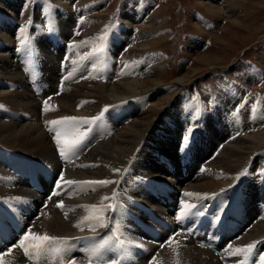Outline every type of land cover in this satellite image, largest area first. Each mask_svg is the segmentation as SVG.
<instances>
[{
    "label": "bare ground",
    "instance_id": "6f19581e",
    "mask_svg": "<svg viewBox=\"0 0 264 264\" xmlns=\"http://www.w3.org/2000/svg\"><path fill=\"white\" fill-rule=\"evenodd\" d=\"M15 1L20 3L17 4L11 0H0V3L7 14H16L19 18L16 22L17 25H20V19H22V24L26 23L25 20L29 14L27 12H32L34 0H29L27 6L26 0ZM76 1L78 0H70L66 2V6L68 8L74 7L76 5L73 2ZM72 12L63 26L66 38L68 37L66 30L68 20L70 23L73 20ZM141 16L142 19L137 22ZM84 19L87 22V28L85 27L82 33L78 35L77 40L70 44V46L74 45V47L84 50H82L83 55L80 59L82 77L76 81L77 87L69 89L72 92L68 94L64 90L62 95L59 93L54 96L58 92L60 77H66L62 73L60 64H58L60 71L57 75L52 77L50 73H48L49 75L45 73L44 77L38 81L39 84L41 82V95L47 97L49 94H53L54 97H49L46 105L49 110L57 108L68 112L69 115L59 114L61 117L58 119L63 117H96L112 105L116 106L108 114L111 111L116 113L107 116L106 122H108L104 125L105 128H99L92 135L88 144L80 149V152L77 151L67 159L63 158L64 160L58 159L56 155L55 149L57 147L54 148V145L57 146L58 144L55 139L51 140L47 131L48 127H52L50 124L47 128L44 123L25 124L17 121L15 119L17 116L11 112L1 114L0 145L5 147V156L9 157L11 161L16 158L13 157V152L22 151L25 153L23 157H17V159L21 163L26 159L28 167L36 169L35 176L41 181V184L38 185V189H35L34 185H28L24 179L20 178L17 171L12 167L0 162V195H9L17 200V205L22 210L20 222H22L23 228L26 225L23 230L32 227L31 231L52 237H74L87 234L89 231H92L89 233L96 234L107 226L110 211L107 209V205L116 198L125 203V195L118 193L112 188L113 184L110 183L101 186L89 185L84 182L108 180L117 183L125 167L132 163L129 166L133 172L128 173L130 176L128 179L121 181L119 188L123 192H129V194H131V190L132 192L135 191L133 193L136 194V198L149 205L154 210L155 215L166 217L167 224L172 225L171 229L160 232L158 237L155 236L157 229L155 230L154 227L156 226L154 223L152 225V221L149 219L145 222L149 225L146 230L144 227H140V236L133 231L126 232L124 230V232L121 230L123 234L126 233L144 246L145 256L143 257L135 256L137 251L131 252L137 261L133 264H145L155 249L156 251L160 250L158 246H153V244L164 245L163 250L159 251L158 257L156 256V259L154 257L157 264H221L213 254V250H201L192 241L181 239V235L176 237L175 242H171L174 238L172 232L175 231L177 225V217L174 215L181 216L185 204L190 206L205 197L208 199L216 197L215 208H219L221 211L220 206L224 204L225 214L230 205L228 218L231 219L232 217L234 221L243 224L234 236L228 237L224 241V243H228L229 240H232L233 249L229 250L226 247L222 251V255L228 264H241L242 260L247 259L248 253L234 254L236 247L245 246L254 241H259V245L264 244V124L246 132L264 120V94L252 95V98L251 96L247 97V89L237 85L238 82H230V85L222 86V89L216 88L214 85L212 88L214 96L212 106L206 104L201 96L197 99L191 93L178 96L175 94L177 97L168 103L170 105L165 108V114H163L162 102L170 89H164L160 85L159 65L155 63L159 59V55L150 47V36L154 30L146 27L149 18L146 17L145 8L133 9L131 3L123 5L118 12L115 23L106 29H103L105 20L94 14V10L88 13ZM121 23L129 28V34L123 33ZM136 24H141L142 27L139 28ZM4 35L6 34L4 33ZM102 36L106 39H99ZM6 38L4 39L6 40ZM11 39L10 36L8 41H13ZM122 40L126 41L125 44ZM196 45L198 44L193 42L192 48H195ZM70 46L69 49L74 48ZM10 49L7 42L5 49L0 51V78L2 79L0 84H3V80L9 82L7 83L9 90H0V101L4 103L8 96H12L14 99L8 105L11 108L40 109L41 99L38 100L39 98L32 94L33 91L30 89L31 86L27 78L21 71L16 69L14 72L7 67V64L14 66V58H17L16 56L12 57L13 52ZM97 49H102V51H97ZM44 60L45 71H48L49 62H52L51 65H56V59ZM107 64H110L114 70L112 76L123 74L125 75L124 78L114 82L109 81L112 76L110 77L107 69H105ZM182 69L179 73L181 81L187 79L188 74L184 73ZM64 80L62 81V83L64 82L63 88L66 86ZM37 96L39 95L37 94ZM147 99H150V104L133 119L132 114H135L139 105ZM180 104L179 127L173 125L172 139L167 142L166 151L157 153V162L163 165V171L138 165L143 156L144 148L152 139L154 132L161 128L165 119L174 117V112ZM248 104L251 106L249 107ZM79 106L83 107L79 108ZM219 113H221L220 116ZM114 119L117 122H114ZM129 119L131 121L128 123ZM126 122L127 125H125ZM90 125L79 122L74 127L62 126L63 131L69 134V138H72L73 133L76 135L87 134ZM68 127L70 128L68 129ZM188 128H192L193 133L189 137V142L192 140L195 142L194 146L191 145V150L195 152L184 175L183 166L181 161L179 162L178 145L179 141H183L184 136L187 135L186 130ZM57 129L60 130V128ZM234 133L242 135L232 142L226 143L222 149V143L225 142L226 138H232ZM175 142H177V146ZM9 151L11 152L10 156L7 155ZM214 152L217 153L216 157ZM161 153H164L162 158L159 156ZM203 164L205 165L203 166ZM201 167L203 171L200 170ZM31 171L33 170L31 169ZM61 173H63L65 180L80 183L70 185L60 191L61 194L56 195L54 194V186ZM221 174L223 175L220 178L222 180L217 179V176ZM140 175H143L144 178H158L166 183L170 189L153 195L138 183L132 185L131 182ZM207 177L217 178L204 182ZM138 181H143V179L140 178ZM126 186H129L131 190ZM93 188L95 190H92ZM185 192L198 195L185 197L183 195ZM114 194L115 198L113 199ZM105 197L109 199H104ZM61 202L63 207L58 206ZM85 205H97V208L82 207ZM101 209L106 210L101 211ZM29 213L31 216L27 218ZM86 217L93 218V220L81 225ZM96 217H103V219H96ZM186 220L180 222L183 223ZM126 224L125 218L119 221L120 227L126 226ZM92 228H95V231ZM149 229L151 233L147 232ZM128 230H131V225H129ZM23 236L24 234L15 237L22 239ZM10 239L12 236L6 235L3 240L6 244L3 243V246H0V253H9L6 258L5 256L3 258L4 264H27V262L31 264H61L62 262L70 264V259H73L71 253V255L68 253L67 256L56 255L51 258L49 253L52 245L49 246V251L42 252L44 254L42 260L33 261V254L31 258L27 256L25 258V254L22 255L24 259L20 256L21 249L17 248L20 253L17 252V249L12 246L14 240L12 239L13 242H10ZM122 245L125 243L122 242ZM17 246L19 245L17 244ZM10 248L11 251L9 252ZM54 248L57 249L56 244H54ZM75 262L76 264H89L88 261L78 258Z\"/></svg>",
    "mask_w": 264,
    "mask_h": 264
},
{
    "label": "rangeland",
    "instance_id": "374dc122",
    "mask_svg": "<svg viewBox=\"0 0 264 264\" xmlns=\"http://www.w3.org/2000/svg\"><path fill=\"white\" fill-rule=\"evenodd\" d=\"M11 1L17 4L20 3L16 2L15 0ZM68 1L70 0H34L32 12H27L29 14L27 15L28 18H26L25 20L26 23L22 24V19H20V25H17L16 23L17 19H19L16 14H7L3 9L4 7L0 3V32L2 33H0V51L5 49L8 42L11 48L10 50L13 52L12 57H17L16 59L14 58V66H11V64H7V67L10 70H14V72H16L17 69V71H21L23 75L25 74L31 76L29 70L25 69V61L27 59L29 64H34L35 58L28 55L29 50L27 48H21L19 45V40L25 37L28 38V41L31 44H35L37 50L35 55L40 59V64L42 65V68L41 66H39L38 68L40 69L39 80L44 77L45 73H50L52 77L57 75L60 71L58 64H61L63 63V61H65L64 69L67 79H65L64 81H66V86L65 88H63L64 82L62 83L61 81H59L58 85L62 86L60 92L58 91L54 96L58 95L59 93L60 95H62L64 90L66 94L72 92L69 89L77 87L78 84L76 83V81L80 77H82L80 59H82V53L84 51L83 48H71L68 50L65 60L62 59V57L64 55L63 50L67 49L70 44H72L78 38V35H74L73 32L78 30L79 33H82V30L87 26V22L85 21L84 17L92 10H94V14H96L97 16H101L105 20L103 29H106L115 23L118 12L122 9L123 5H126L128 3H131L133 5V9L143 7L145 8L146 17L147 19L149 18L146 27L147 29L150 28L151 30H154V33L150 36V47L153 49V51L156 52V54L159 55V59H157L155 63L159 65V76L161 78L160 85L164 89H170L167 95L168 98L166 96V98L162 102V107H164V110L162 111L163 114H165V108L170 105L168 103H171L178 95L187 93H191V95H193L194 98L197 99H199V97L201 96L202 100L205 101L206 104L212 106L214 101L212 88H214V85H216V88L222 89V86L230 85V82H238L237 85L244 86L247 89V97L251 96L252 98V95L264 94V0H78L76 2H73V4H75L76 6H71V8H68L66 6V2ZM89 4L92 5L89 6ZM71 12L73 15V20L71 21V23L68 20V25L66 27L68 37L66 38L63 32V26L64 22L71 15ZM47 14L50 16L49 18ZM141 19L142 16L140 19H137V22H139ZM29 21L31 22L29 23ZM120 25L124 34L130 33L129 28L125 24L121 23ZM136 25L139 28L142 27L141 24ZM21 27L25 28L23 36H21L19 33V29ZM46 30L52 32H46ZM56 30H58L60 34L55 32ZM4 33L6 35H4ZM9 35L12 37L13 41L15 39V42L8 41V38H10ZM4 38H6V40ZM122 41L125 44L126 41ZM193 42H196V44H198L195 48H192ZM57 48H59V50H57ZM21 50H25L26 59L22 56L18 58L19 51ZM60 55L61 57H59ZM44 59H56L55 63L57 66L51 65L52 62H49L48 71H45ZM181 68H183L182 70L184 73L189 74H187V79H184L182 81L179 79ZM105 69H107L106 71H108L110 77L114 74V70H112L110 64H107ZM121 70V72H123V69ZM124 76L125 75L123 74L112 76V79H110L109 81L114 82L119 79H123ZM0 81L2 82L1 78ZM7 83L9 82L3 80V84H0V90L6 91V89H8ZM30 89L34 90L35 94L34 92H32V94L39 98L38 100H40L41 96H37L38 92H36L35 88L31 87ZM175 94H177V96ZM170 98H172L171 101ZM13 99L14 97L8 96L7 99L4 100V103L0 101V110H2L3 107L2 114L11 112L17 116V118H15L17 121H21L25 124L44 123V126H46L47 128L49 125L47 122L58 119V117L60 118L61 116H59V114L69 115L68 112L57 108H52V110L44 111L41 107L40 109L22 107L17 109L11 108L8 105L9 102L11 103V100ZM40 101H42V99ZM149 104L150 99H147L143 104L139 105L138 111L135 114H132L131 117H133L134 119V117H136L141 111H143ZM181 104L179 105V108L174 112V117L172 119H165L161 128L154 132L152 139L144 148L143 156L139 160L140 163L137 162L138 165L160 172L163 171V165L157 162V153L166 151L167 142L172 139L173 125L179 127L178 120L181 112ZM248 106L250 107L251 104H248ZM82 107L83 106H79V108ZM220 115L221 113H219V116ZM116 119H114V122H117ZM130 121L131 119L128 120V123ZM103 123L100 126L98 125L97 130H99V128H105L104 125L106 124ZM128 123L126 122L125 125H127ZM263 124L264 120L258 123V125L249 128L248 130H246V132L256 127H260ZM44 126L43 128L45 129ZM57 128H60V131H63V126H59ZM69 128L70 127H68V129ZM88 129L91 130L92 128L90 127ZM48 133L51 136V140L54 139L53 132L49 131ZM241 135L242 134L234 133L232 138H226L225 142L222 143V149L225 147L226 143L232 142L234 139L238 138ZM175 144L177 146V142H175ZM56 147L58 148V145H54V148ZM56 150L57 149H55V151ZM76 152L77 150L75 148L68 154H73ZM31 157L34 156L31 155ZM200 170L203 171V168L201 167ZM221 176L223 175L221 174L217 176L218 178L207 177L204 179V182L206 180H215L216 178L220 179ZM136 181H138V178H136ZM110 184L114 185L115 183ZM49 197L51 198L52 196ZM11 213L16 217L19 216L15 209H12ZM119 215L120 214H118L117 211L114 215L115 220L116 218L119 220ZM30 216L31 213H29L26 217L29 218ZM87 218L90 217H86V220L82 221L81 225H83V223H90L93 220H89ZM121 219H124V217L121 216ZM142 220L144 221V219ZM4 221L2 223L3 226L7 223L6 220ZM127 226L129 227V225L126 224V228ZM24 228L22 226V229L20 231L18 230L19 233H15L17 234L15 236L17 237L18 234H22L23 231L25 232L30 227L23 230ZM12 232L13 230L10 233H7L11 234ZM5 234L6 233H2V235ZM213 237L216 236L214 235ZM213 237L209 238V247H211L213 244ZM105 238L106 241L100 247L101 251L99 250V252L103 251L105 258L109 259V263L112 264V262L114 261L112 258L116 255L113 254L114 250L111 249L114 248V245L116 244V237L112 234L111 231H109L106 234ZM13 240L10 239V242H13ZM190 241H192V243H194L195 245L199 243V241L197 242L196 239H190ZM19 242L20 240L15 239L12 243V246L16 249H21V253L17 249V252L20 253V256L25 254V258L26 256L31 258L32 250L30 249L28 253H25L22 247L17 246V244L19 245ZM4 243L6 244V242ZM82 244L83 242H80L75 245L77 253L73 255L74 260H76L77 258H82L81 252H84L85 249L84 244ZM256 245L258 249L260 247L259 243ZM25 246L27 245L25 244ZM196 246L199 247L198 245ZM142 247L144 248V246ZM163 248L164 246L162 247V249H159L163 250ZM207 248L205 250H208ZM209 250L212 251V249ZM155 251L156 249L154 250L152 256L147 259L148 261H145V264H152L153 261H155L153 260L154 257L156 259L159 254V251ZM43 253L39 256L34 255L33 260H42V258L44 257ZM55 253L58 252L56 250H51V252L49 253L51 258L59 255ZM68 253L70 254V252L66 250L63 254ZM103 253L100 254L103 255ZM253 255H257V251ZM24 256L22 257L24 258ZM123 256L124 258L120 256V260L117 261L116 264L123 261L125 262V264H129V262L127 261L128 258H126L125 255ZM93 263L98 264L95 262ZM61 264H64V262H62ZM155 264L157 263L155 262Z\"/></svg>",
    "mask_w": 264,
    "mask_h": 264
},
{
    "label": "snow or ice",
    "instance_id": "6c2138e0",
    "mask_svg": "<svg viewBox=\"0 0 264 264\" xmlns=\"http://www.w3.org/2000/svg\"><path fill=\"white\" fill-rule=\"evenodd\" d=\"M29 0H26V6L28 4ZM31 21H29L30 23ZM25 32V28L21 27L19 29V33L21 36L24 35ZM79 31H75L74 35H79ZM99 39L104 40L106 39V37H100ZM29 41L28 38L25 37L23 39L19 40V45L21 48H25L28 45ZM70 47H74V45L70 46ZM127 50V49H125ZM97 51H102V49H97ZM63 79H67V77H64ZM45 105H47V102L45 101ZM44 110H49L47 107L44 108ZM107 110V109H105ZM103 118V113H101L99 116L96 117H92V118H78V117H63L61 119L58 120H53V121H49L47 122L48 124H50L52 127L49 128L50 132L54 133V139L55 142L60 146L59 147V154L64 157L65 159H67L68 153H70L71 151H73L75 148H77L84 140L85 138V134H79L76 135L75 133L72 134V138H69V134L67 132L64 131H60L56 129V126H70V127H74L77 123L79 122H83L85 124H91L94 123L100 119ZM187 135L184 136L183 138V142L184 144H187L189 141V137L190 134L192 132V128H188L186 130ZM119 171V170H116ZM62 182V183H61ZM80 182L77 181H72V180H65L63 173H61L58 177H57V183L54 187V194L59 195L60 191H62L64 188L70 186V185H74ZM87 183L89 185H107L108 183H115L114 181H108V180H103V181H88V182H84ZM92 190H95L94 188ZM183 195L185 197H193L195 195L198 194H194L191 192H185L183 193ZM115 198V194L113 196V199ZM104 199H109L108 197H105ZM59 207H63V203L61 202L59 205ZM85 208H91V209H96L97 205H85L82 206ZM115 205L113 204H108L107 205V209H115ZM196 205H187L185 204L184 209H182L181 211V216H178L177 219H180L182 216L185 215L186 212L190 211V209H194L196 208ZM106 209H101V211H104ZM89 220L93 219V218H87ZM96 219H103V217H96ZM217 219H219V217H217ZM77 227H79V225H77ZM93 231H95V228H92ZM27 243V246H25V244ZM68 244L70 243V241L67 238H57V237H52L49 236L47 234H39V233H35L33 231H31V228H29L26 233L24 234V236L22 237V239L19 242V246L22 247L25 251V253H28L29 250H32V254L39 256L42 252L45 251H49L50 250V245L52 244ZM257 243H260L259 241H254L252 243H249L248 245L245 246H241V247H236L234 249V254H244V253H251L254 248L255 245ZM227 249L232 250L233 246L231 244H229L227 246ZM9 252L11 251V248L8 250ZM93 253H95V249L91 250ZM6 253H0V264H4L3 262V255ZM99 259V257H98ZM70 264H76L75 260H71ZM112 264H116L115 261L112 262ZM153 264H155V261H153Z\"/></svg>",
    "mask_w": 264,
    "mask_h": 264
}]
</instances>
